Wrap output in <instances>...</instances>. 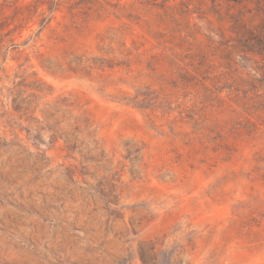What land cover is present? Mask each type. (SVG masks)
I'll list each match as a JSON object with an SVG mask.
<instances>
[{"label":"rangeland","instance_id":"rangeland-1","mask_svg":"<svg viewBox=\"0 0 264 264\" xmlns=\"http://www.w3.org/2000/svg\"><path fill=\"white\" fill-rule=\"evenodd\" d=\"M0 264H264V0H0Z\"/></svg>","mask_w":264,"mask_h":264}]
</instances>
